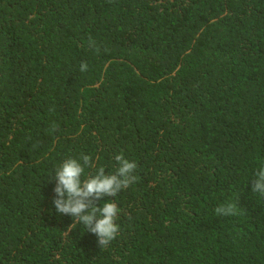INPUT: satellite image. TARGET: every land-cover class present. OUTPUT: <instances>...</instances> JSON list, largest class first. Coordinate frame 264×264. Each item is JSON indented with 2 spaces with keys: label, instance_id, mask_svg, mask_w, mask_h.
Segmentation results:
<instances>
[{
  "label": "trees",
  "instance_id": "obj_1",
  "mask_svg": "<svg viewBox=\"0 0 264 264\" xmlns=\"http://www.w3.org/2000/svg\"><path fill=\"white\" fill-rule=\"evenodd\" d=\"M121 152L100 248L50 177ZM262 166L264 0H0V264H264Z\"/></svg>",
  "mask_w": 264,
  "mask_h": 264
},
{
  "label": "clouds",
  "instance_id": "obj_2",
  "mask_svg": "<svg viewBox=\"0 0 264 264\" xmlns=\"http://www.w3.org/2000/svg\"><path fill=\"white\" fill-rule=\"evenodd\" d=\"M89 45L96 47L95 41L91 38ZM79 70L82 73L86 72L87 63L82 61ZM55 127L53 124V131ZM114 160L117 166L112 173H106L104 167H99L87 178H82L85 168L96 166L92 157L81 154L79 159H65L50 177L55 180L52 203L56 212L68 215L73 218V222L82 224L88 232L97 237L100 248L107 247L118 236L120 225L116 221L120 209L114 200H105L102 206H98L97 202L105 197H116L122 189H126L136 181V176L133 174L137 168L135 161L126 159L122 152L115 155ZM251 190L264 197V166L256 171ZM214 212L218 217L241 214L237 204L232 201L217 206Z\"/></svg>",
  "mask_w": 264,
  "mask_h": 264
}]
</instances>
